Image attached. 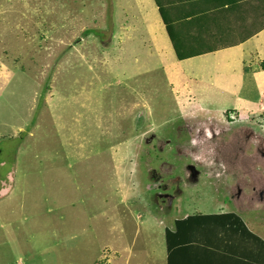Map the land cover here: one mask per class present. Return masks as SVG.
Instances as JSON below:
<instances>
[{"label": "rangeland", "instance_id": "rangeland-1", "mask_svg": "<svg viewBox=\"0 0 264 264\" xmlns=\"http://www.w3.org/2000/svg\"><path fill=\"white\" fill-rule=\"evenodd\" d=\"M196 1L0 0V264H159L162 216L218 215L229 186L264 236V68L178 62L156 5L195 21Z\"/></svg>", "mask_w": 264, "mask_h": 264}, {"label": "crops", "instance_id": "crops-1", "mask_svg": "<svg viewBox=\"0 0 264 264\" xmlns=\"http://www.w3.org/2000/svg\"><path fill=\"white\" fill-rule=\"evenodd\" d=\"M256 3H259V1L256 0ZM233 15H235V12H224L219 16V18H227L225 25H228V27L223 32V37H221L222 28L218 30L217 27H213L211 30L213 34L210 33L206 37L205 31L203 40L213 47L214 53L227 51L225 57L229 61L230 73H234L237 78H241L244 74V66L250 64L248 70L251 72L252 78L258 81L257 69L264 68V60H254L253 63H247L248 60L242 58L240 51L247 46L257 48L258 44L264 47V27H256L253 22V19L258 21L257 18L264 20V8L261 6L259 10L251 9L248 13L244 12L242 14L243 17L238 18V24L241 23L240 26H237L236 21L233 24L230 23ZM243 20L248 21L246 23L248 32L245 33L242 32L244 27L242 25ZM220 41L222 48L220 47ZM262 51H264V48ZM262 51L256 52L260 55L263 53ZM214 53L212 52V54ZM250 57L252 58V54L249 55ZM226 189L230 197L224 196L225 203L223 205L212 207L220 210L218 215L213 214L205 218L196 219L185 218L177 220L179 222H175L173 216L171 218L170 216L161 215L164 219L163 223H165L162 227L167 224L168 220L175 226L174 229L169 228L168 230V264H264L262 225L253 223L249 218V212L254 211L258 207V203L250 204L249 202H259L260 198H257L258 195L251 193V197L256 199L242 197L240 202H238L237 200L235 201L236 197L231 194L235 191L234 188L229 186ZM5 194L4 190L0 191V196L4 197ZM181 208L184 207L181 206ZM237 208L236 214H233L237 217H231V213ZM173 210L176 211L177 209L170 211L173 212ZM160 212L168 213L161 210ZM223 223H225V227L221 231L218 225ZM158 229V227L153 228V230ZM173 236L176 238H173ZM144 249L146 258L148 250L147 248ZM15 260L18 262L17 264L22 262L20 256ZM159 264H167L166 246L164 258L159 261Z\"/></svg>", "mask_w": 264, "mask_h": 264}, {"label": "trees", "instance_id": "trees-1", "mask_svg": "<svg viewBox=\"0 0 264 264\" xmlns=\"http://www.w3.org/2000/svg\"><path fill=\"white\" fill-rule=\"evenodd\" d=\"M258 1L260 3V0ZM196 2H199L201 7L209 5L214 9L208 10L209 12L203 17L200 16L195 21H191V19L183 18L182 16H174L168 19L172 5H166V8L156 5L161 23L169 38V43L178 62H183L211 54L213 52V47L205 42L203 38L200 39V33L206 29L205 36L208 37V34L212 33L211 30L213 27H217L218 30L221 29L222 25L227 22V18H219V16H221L224 12H237L240 8L242 0H197ZM202 14L203 12H201V15ZM208 15H210V18H208ZM223 36L224 34L221 37ZM205 217L207 216H203L202 218ZM164 236L166 246V260L168 264L167 231H165Z\"/></svg>", "mask_w": 264, "mask_h": 264}]
</instances>
